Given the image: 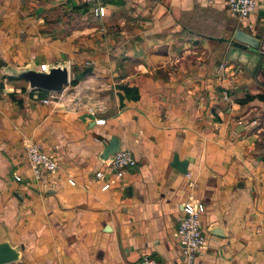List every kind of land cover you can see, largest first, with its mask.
I'll return each instance as SVG.
<instances>
[{
  "label": "crops",
  "instance_id": "1",
  "mask_svg": "<svg viewBox=\"0 0 264 264\" xmlns=\"http://www.w3.org/2000/svg\"><path fill=\"white\" fill-rule=\"evenodd\" d=\"M257 2L238 20L227 0H100L104 18L82 0H0V58L71 72L45 104L0 66V244L20 254L7 264H186L176 234L191 199L208 239L194 264H264V71L227 42L234 23L264 27ZM114 137L138 163L103 190ZM30 144L55 173L36 175Z\"/></svg>",
  "mask_w": 264,
  "mask_h": 264
},
{
  "label": "built area",
  "instance_id": "2",
  "mask_svg": "<svg viewBox=\"0 0 264 264\" xmlns=\"http://www.w3.org/2000/svg\"><path fill=\"white\" fill-rule=\"evenodd\" d=\"M82 1L85 5L90 6V12L95 17L104 18L106 16L105 6L100 3V0ZM205 1L210 5L215 2V0ZM227 4L231 16L238 20L251 18L259 8L257 0H227ZM228 68L229 67L226 65H221L222 70H227ZM40 69L42 71H48V66L43 65ZM55 98L56 93H50L49 97L43 100V103L51 104ZM99 121L104 123V120ZM26 154L37 176H39L43 170L48 173H55L58 170L57 161L40 145H28ZM137 163L133 151L121 149L104 162V170L96 173V179L103 180L105 182L103 190H108L117 183H121L125 177L126 170L136 167ZM15 180L19 183H23L24 181L23 178L17 175L15 176ZM69 182L71 185H75L74 180H70ZM205 211L206 208L204 204L193 199L183 204V215L179 223L176 237L183 247V255L186 259V264H194L198 256L208 247V239L202 226V216ZM142 264H155V261L145 256Z\"/></svg>",
  "mask_w": 264,
  "mask_h": 264
},
{
  "label": "water",
  "instance_id": "3",
  "mask_svg": "<svg viewBox=\"0 0 264 264\" xmlns=\"http://www.w3.org/2000/svg\"><path fill=\"white\" fill-rule=\"evenodd\" d=\"M264 16V14H262ZM230 36L227 42L230 44L228 56L232 57L234 49L241 52H249L253 57L252 63L255 69L264 71V27L259 28L258 35H254L242 30L237 23H234L229 29ZM1 72L3 76L13 77L19 80H25L28 83L27 93L31 94L35 90L48 93H61L71 83L70 65L68 62H61L48 66V71H42L34 63L26 67H17L10 62L0 58ZM92 73L91 68H86L81 75L76 76L75 80H81ZM121 150V144L118 138L111 139L109 145L102 152L101 160L106 162L112 155ZM173 166L183 173H187L188 162L180 161L179 156H175ZM20 254L17 250L11 248L9 243L0 244V264H7L17 261Z\"/></svg>",
  "mask_w": 264,
  "mask_h": 264
},
{
  "label": "trees",
  "instance_id": "4",
  "mask_svg": "<svg viewBox=\"0 0 264 264\" xmlns=\"http://www.w3.org/2000/svg\"><path fill=\"white\" fill-rule=\"evenodd\" d=\"M8 79L10 80H19V79H16V78H13V77H8ZM78 80H73L72 83H76ZM36 91H39V92H44V91H40V90H35L33 91L32 93L36 92ZM44 93H48V92H44Z\"/></svg>",
  "mask_w": 264,
  "mask_h": 264
},
{
  "label": "rangeland",
  "instance_id": "5",
  "mask_svg": "<svg viewBox=\"0 0 264 264\" xmlns=\"http://www.w3.org/2000/svg\"><path fill=\"white\" fill-rule=\"evenodd\" d=\"M74 80V79H73Z\"/></svg>",
  "mask_w": 264,
  "mask_h": 264
}]
</instances>
